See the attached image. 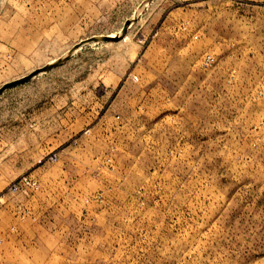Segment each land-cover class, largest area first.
Segmentation results:
<instances>
[{
	"label": "rangeland",
	"instance_id": "1",
	"mask_svg": "<svg viewBox=\"0 0 264 264\" xmlns=\"http://www.w3.org/2000/svg\"><path fill=\"white\" fill-rule=\"evenodd\" d=\"M120 33L0 95V264H264V0H0V87Z\"/></svg>",
	"mask_w": 264,
	"mask_h": 264
},
{
	"label": "water",
	"instance_id": "2",
	"mask_svg": "<svg viewBox=\"0 0 264 264\" xmlns=\"http://www.w3.org/2000/svg\"><path fill=\"white\" fill-rule=\"evenodd\" d=\"M129 22L126 23V25H128ZM121 38H123V33H120L118 35H115V36H107V37H101V38H91L85 42H82L78 45H76L71 51H69L64 57L56 60L55 62L47 65V66H44L40 69H37L33 72H31L30 74H28L27 76H24L20 79H17V80H14V81H11V82H8L6 84H4L2 87H0V95L5 92L6 90H9V89H12V88H15L19 85H22V84H25L27 82H29L30 80H32L34 77H36L37 75L43 73V72H46L48 70H51L55 67H58L60 65H62L63 63H65L69 57H71L72 53L77 50L79 47H81L82 45L86 44V43H89V42H94V41H98V40H101V41H104V42H116V41H119Z\"/></svg>",
	"mask_w": 264,
	"mask_h": 264
},
{
	"label": "built area",
	"instance_id": "3",
	"mask_svg": "<svg viewBox=\"0 0 264 264\" xmlns=\"http://www.w3.org/2000/svg\"><path fill=\"white\" fill-rule=\"evenodd\" d=\"M11 190H12V191H16L17 189H16V187L14 186V187L11 188Z\"/></svg>",
	"mask_w": 264,
	"mask_h": 264
}]
</instances>
